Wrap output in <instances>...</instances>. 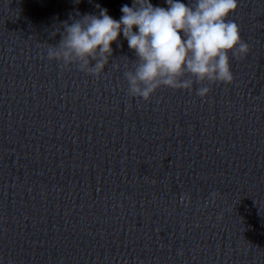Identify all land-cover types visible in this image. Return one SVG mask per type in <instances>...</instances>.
<instances>
[{
	"label": "clouds",
	"instance_id": "obj_1",
	"mask_svg": "<svg viewBox=\"0 0 264 264\" xmlns=\"http://www.w3.org/2000/svg\"><path fill=\"white\" fill-rule=\"evenodd\" d=\"M79 2V0H77ZM167 7L151 0L124 4L119 20L99 4L98 14H83L64 21L60 40L47 46V59L62 67L75 65L79 71L99 78L113 57L112 44L119 37L128 43L135 59L125 65L127 94L148 102L162 87L191 92L205 98L208 85L230 84L234 80L230 54L244 58L249 44L240 35L236 22L229 19L238 0H165ZM56 33H54L55 35ZM94 62V63H93ZM214 199L217 193L210 194ZM185 195L181 197L183 202Z\"/></svg>",
	"mask_w": 264,
	"mask_h": 264
}]
</instances>
